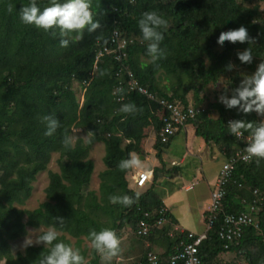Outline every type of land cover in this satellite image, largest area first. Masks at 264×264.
<instances>
[{"label": "trees", "instance_id": "1", "mask_svg": "<svg viewBox=\"0 0 264 264\" xmlns=\"http://www.w3.org/2000/svg\"><path fill=\"white\" fill-rule=\"evenodd\" d=\"M77 1L0 0V261L5 264H102L100 250L121 229L131 226L135 232L145 211L164 206L153 189H131L126 176L132 153L143 151L151 125L157 157L165 166L163 152L175 136L167 142L159 137L168 114L160 100L188 104L192 91L193 105L201 108L207 86L235 65L245 66L255 70L254 82L237 88L228 102L204 106L187 125L194 124L196 134L216 143L228 158L246 146L229 119L244 135L260 131L264 123L259 101L264 95V15L239 0H80V11ZM115 30L129 41L125 55L105 54L96 62ZM75 82L84 90L83 102ZM77 128L89 139L73 143ZM101 142L106 169L99 190H88L95 166L90 150ZM53 153L60 154V169L49 172L47 200L35 209L22 208ZM233 179L223 202L226 213L244 211L254 189L264 196V153L238 162ZM260 205L259 226L247 228L229 249L219 238L218 218L199 245L202 264H226L221 255L228 252L236 254L233 264L242 257L245 264H264V201ZM28 226L55 231L41 234L42 245L13 254L10 241L25 235ZM166 227L161 229L164 256L181 240L189 241L185 235L170 236ZM83 236L94 243L89 261Z\"/></svg>", "mask_w": 264, "mask_h": 264}, {"label": "crops", "instance_id": "2", "mask_svg": "<svg viewBox=\"0 0 264 264\" xmlns=\"http://www.w3.org/2000/svg\"><path fill=\"white\" fill-rule=\"evenodd\" d=\"M211 110H213L212 115L216 116L215 109L211 108ZM145 133L146 136L142 142L143 151L141 153H132V169L126 175L129 187L131 189L134 187L135 178L140 173L148 171L151 174V178L138 191L146 192L149 189H153L161 198L169 214L167 227L165 226L166 230H170L169 235L176 227L198 235L204 233L206 227L203 231H196L181 223L183 214L181 207L188 204L196 209L197 213L203 216V219L205 218L206 212L211 205V191L217 182L220 172V170L216 171L211 177L208 174L210 170L208 164L219 159H223L225 162L227 159L225 153L216 143H207L203 137L198 136L194 124L189 123L175 135L169 146L164 149L163 160L165 166L162 167L157 157V151L154 148L157 141V132L154 126L147 127ZM156 168H163L162 170L160 169L157 176L155 173ZM199 179L207 184L201 198H198V196L186 197L181 193L182 190L189 191L194 185L192 181ZM168 185L170 187L167 189ZM164 187H166L165 192ZM125 228L133 233L129 239H127L125 233H122ZM119 232L120 234L105 249L101 250V263H103L104 257H110L116 259V262H111V264H131V261L136 259L133 262L135 264L149 250L159 254H163L167 250L166 242L163 238L165 237L163 230L154 231L151 239L142 238L140 240L139 238L141 237L135 235L131 226H126ZM227 254H222L221 258L223 260L229 259ZM235 256L236 254L234 253L232 257Z\"/></svg>", "mask_w": 264, "mask_h": 264}, {"label": "built area", "instance_id": "3", "mask_svg": "<svg viewBox=\"0 0 264 264\" xmlns=\"http://www.w3.org/2000/svg\"><path fill=\"white\" fill-rule=\"evenodd\" d=\"M128 42L127 37L121 36L119 30H115L111 45L104 46L98 51L96 62L105 54H115L120 59L125 55L123 49L127 46ZM137 86L138 82H132L131 88H137ZM138 89L140 92L148 94L150 98L155 99V96L149 93L147 88L139 86ZM157 100L159 101V99ZM259 101L264 104V95L259 97ZM159 102L166 106L168 110V114L163 118V125L159 131V137L162 142L169 141L184 129L188 121L197 117L199 110L201 112L205 110L204 107L196 108L193 104H185L178 99L174 101L160 100ZM227 123L235 136L238 139H243L246 146L238 148L231 157L226 159L220 169L215 187L211 191V205L205 217V232L198 235L176 227L170 233V236L185 235L189 241L181 240L180 246L176 247L175 251L167 256L149 250L140 264H202L199 245L207 238L208 232L212 230L218 218H221L222 221L218 235L223 241L225 249H229L233 244H238L247 228L259 226L258 213L261 210L260 204L264 201V196L258 189H254L255 198L252 202L244 200L246 204L244 211L226 213L223 210V202L228 192V186L234 180L233 175L236 164L240 161L251 162L264 153V123L260 131L249 135H244V132L233 119H229ZM150 175L148 171L140 173L135 178L134 189L137 190L144 187L151 178ZM239 185L241 186V184ZM167 213L168 210L164 206L153 213L145 211L143 217L138 221L137 229L134 232L135 235L146 238L151 232L163 229L169 221ZM155 214L157 217L155 220H152Z\"/></svg>", "mask_w": 264, "mask_h": 264}, {"label": "rangeland", "instance_id": "4", "mask_svg": "<svg viewBox=\"0 0 264 264\" xmlns=\"http://www.w3.org/2000/svg\"><path fill=\"white\" fill-rule=\"evenodd\" d=\"M241 3H243L245 6L250 7L255 10V12L258 15H264V2L262 0H239ZM78 2V11L81 10L82 8V3L80 0ZM197 55V54H196ZM238 73V79H235V74ZM254 75H255V70L249 69L245 66L237 67L236 65L233 68V71L230 72L226 76H222V78L219 80V82L212 83L209 86H207L203 91L202 95H205V102L203 103V107L210 106L211 103H215L217 101L221 102H228V100L234 95L235 91L237 88L252 83L254 82ZM74 89L77 92V96L80 100V102H83L84 100V90L81 88L78 82L74 83ZM188 100L189 103L195 104V99L193 96V92L188 93ZM216 115H218V112L214 110ZM264 119V118H263ZM262 119V120H263ZM82 137L85 141L89 139L90 134L81 129L77 128L74 129V132L72 134V140L73 143L77 140V138ZM104 154H105V144L104 143H95L90 150V155L89 158L94 161V171L91 176L90 184L88 186V190H99L100 186V173L106 169V165L104 164ZM60 158L59 153H53L51 156V161L48 164V167L46 170L41 171L38 173L36 180L33 182V191L30 196V198L27 200L26 204L24 206H21L22 208H27V209H35L37 208L40 204L45 202L47 200V195H46V188L49 184V172L50 171H59V163L58 160ZM224 160L219 159V160H214L208 164V168H210L209 173L211 177L216 171H219L222 166H223ZM210 177V178H211ZM193 187L189 191L182 190L181 193L185 195L186 197L189 196H198V198H201L204 194L205 187L207 184L205 181H202L201 179L199 180H194ZM213 183V181H212ZM170 186L168 185L167 189ZM213 187V186H211ZM215 187V186H214ZM164 192L166 190V187H164ZM182 219L181 223L185 226H188L192 230L196 231H203L206 227L205 224V218L203 219V216L197 213V210L189 206L188 204L186 206H182ZM55 231L54 229L46 228V227H30L28 226L27 228V233L21 237H18L16 239H13L10 241L11 245V250L13 254H17L18 252H24L25 248L29 245H42L44 242L41 239V234L44 231ZM122 233L126 234L127 239H129L133 233L132 231L128 230L125 228ZM68 238L72 241V243L76 242V238L72 237L69 234H66ZM142 238H139V240ZM147 239V238H144ZM82 248L87 249L88 251V257L86 258V261H89L90 258H92L91 250L94 246V243L87 239L86 237L83 236V242H82ZM101 251V250H100ZM100 254V252H99ZM234 255L233 252H228L227 256L229 259H224V263L226 264H233V260L236 257H232ZM114 259V260H112ZM134 260L131 261V264H133ZM116 262L115 258H103V263L102 264H111V262ZM136 262V261H135ZM234 264H245L244 258H240L237 261H234ZM0 264H5V261H0Z\"/></svg>", "mask_w": 264, "mask_h": 264}, {"label": "clouds", "instance_id": "5", "mask_svg": "<svg viewBox=\"0 0 264 264\" xmlns=\"http://www.w3.org/2000/svg\"><path fill=\"white\" fill-rule=\"evenodd\" d=\"M132 189H134V187H133ZM139 189H140V188H139ZM134 190H135V189H134ZM136 191H138V189H137Z\"/></svg>", "mask_w": 264, "mask_h": 264}]
</instances>
